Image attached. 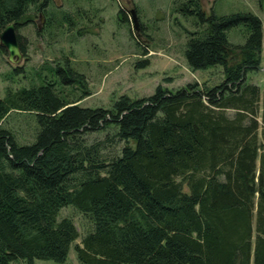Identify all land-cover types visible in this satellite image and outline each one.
Instances as JSON below:
<instances>
[{"label":"trees","instance_id":"16d2710c","mask_svg":"<svg viewBox=\"0 0 264 264\" xmlns=\"http://www.w3.org/2000/svg\"><path fill=\"white\" fill-rule=\"evenodd\" d=\"M50 2L0 0V32ZM173 7L198 28L188 65H221L222 83L157 85L148 96L120 95L111 108L83 107L85 75L66 59L39 84L5 89L0 121L30 112L38 130L19 143L0 123V264L64 262L79 235L72 219L58 218L67 205L92 222L74 246L81 264H264V86L245 81L260 67L262 21L249 11L206 13L200 0ZM238 25L246 38L235 45L227 31ZM111 126L118 154L103 153L109 136L84 138Z\"/></svg>","mask_w":264,"mask_h":264},{"label":"rangeland","instance_id":"374dc122","mask_svg":"<svg viewBox=\"0 0 264 264\" xmlns=\"http://www.w3.org/2000/svg\"><path fill=\"white\" fill-rule=\"evenodd\" d=\"M175 0H51L44 11L32 15L31 21L17 27L23 44L18 63L8 61L7 51L0 46V98L5 89H16L39 84L55 65L69 60L72 67L85 75L89 95L77 103L83 107L111 108L120 95L132 99L148 96L157 85L171 90L197 82L213 87L224 80L223 67L212 65L193 70L188 65L185 49L189 33L198 28L194 18L174 10ZM188 0H178L179 3ZM204 12L212 7L218 15L249 11L262 21V48L260 67L245 74L248 84L264 86V0H200ZM123 9L124 14L119 13ZM134 9L138 29L133 26ZM235 45L243 44L246 30L242 25L227 31ZM21 49V47H20ZM233 49V48H231ZM235 50V49H234ZM239 50L230 51L232 56ZM144 60V65H139ZM18 68L19 71L14 69ZM80 91L76 90V95ZM258 115L262 112V96L258 102ZM233 115L234 109H226ZM19 143H31L38 130L33 113L11 110L1 121ZM114 127L91 131L84 135L88 143L104 140V154H118L122 142L113 140ZM110 138V139H109ZM110 140H113L111 143ZM68 217L74 222L78 237L71 244L64 262L34 259V264H81L74 246L92 229L87 215L73 205L60 209L58 218ZM11 264H28L16 259Z\"/></svg>","mask_w":264,"mask_h":264},{"label":"water","instance_id":"95a60500","mask_svg":"<svg viewBox=\"0 0 264 264\" xmlns=\"http://www.w3.org/2000/svg\"><path fill=\"white\" fill-rule=\"evenodd\" d=\"M133 26L135 29H138V22L134 12V9H131ZM0 46L3 47L7 53L8 61L12 63H18L23 56L20 49L18 34L15 28V22L8 23L0 32ZM230 51H235L234 49L229 48Z\"/></svg>","mask_w":264,"mask_h":264},{"label":"bare ground","instance_id":"6f19581e","mask_svg":"<svg viewBox=\"0 0 264 264\" xmlns=\"http://www.w3.org/2000/svg\"><path fill=\"white\" fill-rule=\"evenodd\" d=\"M132 14V13H131ZM137 18V17H136ZM138 22V21H137ZM15 28H16V24H15ZM17 29V28H16Z\"/></svg>","mask_w":264,"mask_h":264}]
</instances>
